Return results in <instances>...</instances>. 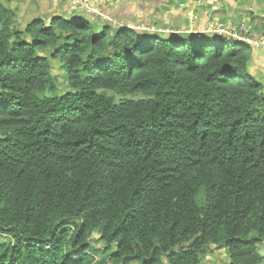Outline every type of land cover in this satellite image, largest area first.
Returning a JSON list of instances; mask_svg holds the SVG:
<instances>
[{"label": "trees", "instance_id": "obj_1", "mask_svg": "<svg viewBox=\"0 0 264 264\" xmlns=\"http://www.w3.org/2000/svg\"><path fill=\"white\" fill-rule=\"evenodd\" d=\"M13 16L0 2V264H200L213 246L263 263L251 46Z\"/></svg>", "mask_w": 264, "mask_h": 264}, {"label": "rangeland", "instance_id": "obj_2", "mask_svg": "<svg viewBox=\"0 0 264 264\" xmlns=\"http://www.w3.org/2000/svg\"><path fill=\"white\" fill-rule=\"evenodd\" d=\"M117 0H0V2L6 6L7 8L11 9L14 13L13 16V27L16 28H25V26L33 20L35 17H43L47 18L49 16H53L56 13L64 12L63 14H66L70 16L73 13H80L81 11L88 12L89 16L95 20L97 24L104 23L107 19L109 20H116L118 26H128L132 25L135 28H137L140 31H147V30H156L158 27L156 26H148L145 25H139L142 21H138V16H121V14H117L112 9L114 2ZM175 2L182 1V3L189 4L190 1L192 3H196L198 0H173ZM202 5H199L196 9L197 12L200 14H206L210 11H213L212 17L210 20H208V17L204 20L202 17H200L195 9L193 10L194 13H192V19L195 20L194 29L196 31L205 32L211 35H219L223 37H230V33L232 31L229 28H233L235 25H230L228 23L227 17L230 18L234 15L235 23H240L242 19H245V22L251 27V34H256L253 32L263 31L264 32V0H231L233 1V5L228 3V0H222L220 5H222L217 11L214 9H208L207 4H210L212 6V2H218L220 0H203ZM146 1L142 0L138 3H145ZM149 2V0H148ZM153 4H156L158 0H152ZM182 3L179 4V6H182ZM201 3V1H199ZM169 5L172 3L169 2ZM231 10H236L238 17L235 16L234 12L230 11L229 5ZM159 5V4H157ZM167 5V4H166ZM137 3L133 4L132 7L129 9V11H132L133 13L140 11V8H137ZM192 6V5H191ZM156 5L153 6L152 9H155ZM187 8V7H186ZM210 8V7H209ZM224 10H223V9ZM243 10V11H242ZM188 11V10H187ZM217 12V13H216ZM83 13V12H81ZM142 13V12H141ZM148 13V12H147ZM143 11L142 15L139 16V19H147L149 18L144 17L145 14H147ZM218 13H222L224 15H220ZM233 15H232V14ZM251 15H254L253 21H248L249 17ZM263 15V16H262ZM220 18H218V17ZM51 18V17H49ZM47 18V21L48 19ZM129 18L130 20H128ZM203 20V21H202ZM148 23V21H146ZM136 24V25H135ZM260 24L262 29L258 30L257 26ZM114 25V26H117ZM172 29V28H171ZM169 29V30H171ZM159 30V29H158ZM219 39V37H216ZM227 45H231L236 43L234 40L228 39ZM253 49L260 48V50L264 51V47H252ZM262 67V66H261ZM264 69V68H263ZM53 73L58 74L59 73V65L53 62ZM262 83L264 84V79H261ZM101 92L105 93L107 91L101 90ZM108 94H115L114 91H108ZM136 98L140 97V94L135 95ZM100 249L103 248L102 243H97L96 245ZM102 251V250H100ZM261 253L264 254V246L263 249H260ZM96 261L102 260V257L104 253L99 252L96 253ZM105 264H110L108 261ZM132 264H139L138 262H134ZM200 264H230L229 258L227 256V252L224 248H217L213 246V248H208L206 250V254L204 256L203 261ZM264 264V261L263 263Z\"/></svg>", "mask_w": 264, "mask_h": 264}, {"label": "crops", "instance_id": "obj_3", "mask_svg": "<svg viewBox=\"0 0 264 264\" xmlns=\"http://www.w3.org/2000/svg\"><path fill=\"white\" fill-rule=\"evenodd\" d=\"M139 1H142V0H117L114 2L111 10H113L117 14H121V16L124 15L127 17H129V16H138L139 17L142 15L143 11L145 13L148 12L147 14L144 15V17L148 16L149 18H147L145 20V19H139L137 17L138 21L141 20L142 21L141 23L144 22L143 24H140V22H138V23H139V25L147 24L148 26L158 27L159 30L158 29L147 30V31H150L151 33H155L156 31H158L159 33H156V35L160 34L163 36H167V35L175 36L179 32H181V33H183V32L184 33H186V32H189V33L190 32L191 33L192 32L193 33H205V32L196 31L194 29L193 26L195 24V22H194L195 20L192 19V15H193L192 13H194V12H193V10H191V9H195V11H196L197 7L199 5H202L203 2H205L203 0H198V1H196V3H192V4H191L192 1H190L189 4L182 3V1L181 2L180 1L175 2L173 0H158V2L156 4H153L152 0H149V2H148V0H144V1H146L145 3H138ZM199 1H201V3H199ZM221 1L222 0H220L218 2H212L211 3L212 6L210 4H207V8L209 10L214 9L215 11H217L222 6L219 3ZM169 2H171L172 4L169 5L168 4ZM230 2H231V0H228V3H230ZM135 3H137V5H138L137 8H140V11L133 13L132 11H129V9ZM181 3H182V6L181 5L179 6V4H181ZM157 4H159V5H157ZM230 4L233 5V1ZM155 5H156V8L152 9L153 6H155ZM229 8H230V5H229ZM230 11L234 12L236 10L235 9L231 10V8H230ZM81 12H83V13H81ZM81 12L78 14H85V15L89 16L88 12H86V13H85V11H81ZM60 13L63 14L64 12L60 11ZM196 13L200 17H202L203 20L207 17H208V20H210L212 17L213 11H210L209 13L207 12L206 14H200L197 11H196ZM234 13H235V16L238 17L237 11ZM218 14L224 15L222 13H218ZM63 15H66V14H63ZM216 17H218V16H216ZM218 18H220V17H218ZM127 19L130 20L129 18H127ZM248 20H250V19H248ZM146 21H148V23H146ZM226 21H228V23L230 25L237 26L241 22H243V21L245 22V19H242V21L240 23H235V21H236L235 18H232V17L228 18L227 17ZM128 26L134 27L132 25H128ZM169 29H171V30H169ZM169 33H171V34H169ZM205 34L208 36H211V34H208V33H205ZM263 68H264V51L260 50V48L253 49L252 57H251L250 64H249V70L252 73L256 74L257 76L261 75L262 79H264V69Z\"/></svg>", "mask_w": 264, "mask_h": 264}, {"label": "built area", "instance_id": "obj_4", "mask_svg": "<svg viewBox=\"0 0 264 264\" xmlns=\"http://www.w3.org/2000/svg\"><path fill=\"white\" fill-rule=\"evenodd\" d=\"M229 29L232 31L230 38L237 42L245 43L251 47H264V34H251V27L246 22Z\"/></svg>", "mask_w": 264, "mask_h": 264}, {"label": "water", "instance_id": "obj_5", "mask_svg": "<svg viewBox=\"0 0 264 264\" xmlns=\"http://www.w3.org/2000/svg\"><path fill=\"white\" fill-rule=\"evenodd\" d=\"M52 20V17L48 19V21L50 22Z\"/></svg>", "mask_w": 264, "mask_h": 264}, {"label": "clouds", "instance_id": "obj_6", "mask_svg": "<svg viewBox=\"0 0 264 264\" xmlns=\"http://www.w3.org/2000/svg\"><path fill=\"white\" fill-rule=\"evenodd\" d=\"M134 28V27H133Z\"/></svg>", "mask_w": 264, "mask_h": 264}]
</instances>
